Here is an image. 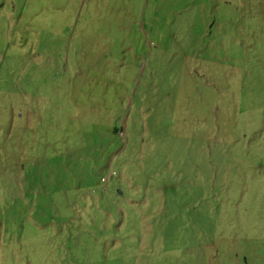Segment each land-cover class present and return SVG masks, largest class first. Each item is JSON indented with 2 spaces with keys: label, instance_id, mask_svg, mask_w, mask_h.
<instances>
[{
  "label": "rangeland",
  "instance_id": "rangeland-1",
  "mask_svg": "<svg viewBox=\"0 0 264 264\" xmlns=\"http://www.w3.org/2000/svg\"><path fill=\"white\" fill-rule=\"evenodd\" d=\"M0 264H264V0H0Z\"/></svg>",
  "mask_w": 264,
  "mask_h": 264
}]
</instances>
